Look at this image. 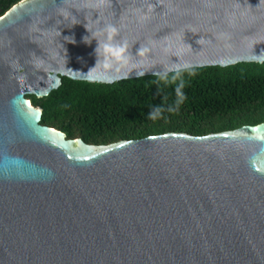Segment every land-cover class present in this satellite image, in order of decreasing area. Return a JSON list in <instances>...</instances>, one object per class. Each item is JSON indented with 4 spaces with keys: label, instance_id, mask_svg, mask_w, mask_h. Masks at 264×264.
I'll list each match as a JSON object with an SVG mask.
<instances>
[{
    "label": "water",
    "instance_id": "obj_1",
    "mask_svg": "<svg viewBox=\"0 0 264 264\" xmlns=\"http://www.w3.org/2000/svg\"><path fill=\"white\" fill-rule=\"evenodd\" d=\"M263 61L264 0L13 4L0 15V264H264V121L94 145L41 124L25 97L62 76Z\"/></svg>",
    "mask_w": 264,
    "mask_h": 264
},
{
    "label": "trees",
    "instance_id": "obj_2",
    "mask_svg": "<svg viewBox=\"0 0 264 264\" xmlns=\"http://www.w3.org/2000/svg\"><path fill=\"white\" fill-rule=\"evenodd\" d=\"M18 1L0 0V15ZM181 83L184 99L177 106ZM25 97L41 109V124L89 144L170 131L205 135L264 121V61L189 67L113 83L62 76L46 96ZM157 107L162 116L149 119Z\"/></svg>",
    "mask_w": 264,
    "mask_h": 264
},
{
    "label": "clouds",
    "instance_id": "obj_3",
    "mask_svg": "<svg viewBox=\"0 0 264 264\" xmlns=\"http://www.w3.org/2000/svg\"><path fill=\"white\" fill-rule=\"evenodd\" d=\"M116 32L115 28L110 29L109 32V39H111L112 34H114ZM84 41L86 43H88V41L85 39V37L83 38ZM104 49L106 54L117 64L120 63H127L128 59H129V53L127 50V45L123 44V45H113V44H105L104 45ZM96 52V49H95ZM183 88V84L181 83V85L179 87L176 88V93H177V106L183 101L184 99V95L183 92L181 91V89ZM176 109H169V111H175ZM162 116V109L160 107L155 108L154 111L149 113V119L155 120L159 117Z\"/></svg>",
    "mask_w": 264,
    "mask_h": 264
}]
</instances>
